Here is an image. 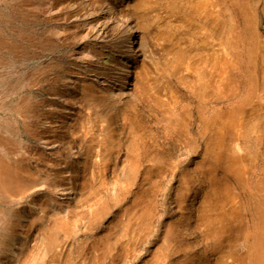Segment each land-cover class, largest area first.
I'll return each instance as SVG.
<instances>
[{
	"label": "rangeland",
	"instance_id": "1",
	"mask_svg": "<svg viewBox=\"0 0 264 264\" xmlns=\"http://www.w3.org/2000/svg\"><path fill=\"white\" fill-rule=\"evenodd\" d=\"M2 170L0 264H264V0H0Z\"/></svg>",
	"mask_w": 264,
	"mask_h": 264
},
{
	"label": "bare ground",
	"instance_id": "2",
	"mask_svg": "<svg viewBox=\"0 0 264 264\" xmlns=\"http://www.w3.org/2000/svg\"><path fill=\"white\" fill-rule=\"evenodd\" d=\"M8 181H9V179H8L7 171H4V170L0 171V186L4 187V188H8V186H7ZM257 250H259V249H257Z\"/></svg>",
	"mask_w": 264,
	"mask_h": 264
}]
</instances>
